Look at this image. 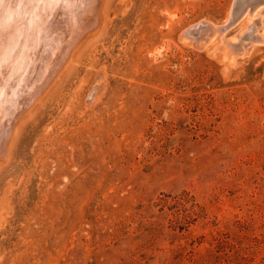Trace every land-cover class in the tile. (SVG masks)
Instances as JSON below:
<instances>
[{"label":"rangeland","instance_id":"obj_1","mask_svg":"<svg viewBox=\"0 0 264 264\" xmlns=\"http://www.w3.org/2000/svg\"><path fill=\"white\" fill-rule=\"evenodd\" d=\"M234 2L105 1L0 157V264H264V9L227 66L182 34Z\"/></svg>","mask_w":264,"mask_h":264},{"label":"bare ground","instance_id":"obj_2","mask_svg":"<svg viewBox=\"0 0 264 264\" xmlns=\"http://www.w3.org/2000/svg\"><path fill=\"white\" fill-rule=\"evenodd\" d=\"M105 1L0 0V157L9 155L23 113L33 112L35 102L74 60L80 43L100 26ZM232 5L225 24L203 19L182 33L189 37L186 40L196 41L210 40L212 32L222 35L225 51L220 58L226 66L234 62L238 50L263 40L255 29L263 19L264 0H235ZM244 15L246 27L224 39Z\"/></svg>","mask_w":264,"mask_h":264}]
</instances>
